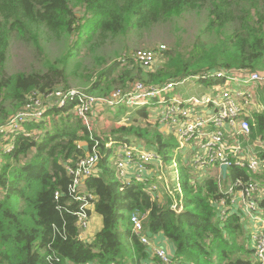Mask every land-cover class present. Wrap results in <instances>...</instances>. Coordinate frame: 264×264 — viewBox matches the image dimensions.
<instances>
[{
    "label": "trees",
    "instance_id": "trees-1",
    "mask_svg": "<svg viewBox=\"0 0 264 264\" xmlns=\"http://www.w3.org/2000/svg\"><path fill=\"white\" fill-rule=\"evenodd\" d=\"M205 8L209 19L203 32L217 37L209 49L196 44L194 51L185 55L162 50L161 56L166 54L167 59L157 70L145 69L130 56L124 60L126 65L134 64L131 70L120 71L117 79L111 81L109 78L119 65L114 63L97 74L88 94L105 90L102 96L109 95L112 82L120 87L114 91L128 92L136 82L160 88L211 71L264 73V4L257 0H0V68L3 71L13 33L23 35L34 27H45L56 38L83 30L89 39L94 35L126 36L132 30L148 29ZM233 24L238 27L226 33ZM48 67L46 75H1L0 125L30 100L59 89H71L66 85L54 88L59 78L66 80L65 69L54 63ZM198 81L221 83L220 79ZM172 92L170 96H176ZM258 97L264 108V87ZM8 105L13 106L14 112L8 111ZM152 106L120 103L104 107L102 111L111 115L112 123H128L101 136L94 127L90 131L73 113V105H53L39 121L26 122L12 139L0 140V264H141L148 254L146 245L132 230L133 215L143 219L145 234H162L174 244L171 264H263L255 257L254 233L246 228L243 213L226 210L222 214L215 204L226 199L230 205L221 184L226 186L237 178L247 180V170L234 166L225 178L199 176L191 160L184 161L176 137L162 133L157 124L152 125ZM138 120L144 123L138 124ZM249 122L251 139L264 145V110L252 112ZM83 142L87 143L86 148L81 145ZM121 143H143L155 150L163 167L177 159L178 180L172 189L163 185V202L146 191L144 184H124L119 179L111 154ZM7 144L12 148H3ZM94 147L101 156L99 169L79 192L93 197L94 211L102 216L103 228L92 242H86L77 227L76 214L81 204L69 191L72 180L67 167ZM257 151L264 156V148L258 147ZM253 177L264 185V172ZM157 179L154 176L149 184ZM261 207L264 208V199Z\"/></svg>",
    "mask_w": 264,
    "mask_h": 264
},
{
    "label": "built area",
    "instance_id": "built-area-1",
    "mask_svg": "<svg viewBox=\"0 0 264 264\" xmlns=\"http://www.w3.org/2000/svg\"><path fill=\"white\" fill-rule=\"evenodd\" d=\"M165 49V46H161L156 49L138 50L133 53L132 58L145 69L153 70L161 51ZM200 78L221 81L229 79L231 86L208 95L187 99L180 95L170 96L179 84L172 82L160 88L148 87L142 82H136L128 92L117 90L106 96L91 95L82 90L59 89L30 100L21 111L14 114L5 124L0 125V140L12 139L14 134L23 129L26 122L39 121L44 117L49 106L53 105L58 107L73 105V113L82 119L90 131L95 123L92 114L101 112L104 107H115L120 103L132 107L158 105L163 110L156 121L161 122V125L171 124L172 134L179 142L181 150L185 147L193 150L192 153L195 154L191 163L197 170L218 166L219 179L223 175L222 165H226L228 170L234 166L247 170L249 174L247 180L237 178L227 187L222 188L223 193L229 196L230 205H227L226 199L215 204L222 214H225L226 210L241 212L245 221L264 227V208L261 207L264 199L263 184L253 177L264 172V156L259 155L257 149L248 145V141L251 140L249 116L256 104L251 89L254 85L264 84V73L251 70H220L205 73L195 79ZM260 105L259 112L264 110L263 105ZM257 146L259 149L264 148L261 143ZM3 148L11 149L12 146L7 144L3 145ZM116 154L115 159L112 160L122 183L135 181L144 184L146 191L152 195L158 192V185L149 184L147 178L148 170L152 165H160V170L163 168L155 151L143 149L140 145H124ZM100 158V153L94 147L84 158L67 167V173L72 180L69 191L81 204L76 214L77 227L81 234L89 227L94 204L93 197L81 195L79 188L88 178L96 175ZM171 167L175 169L178 180L176 158ZM131 170L132 176H129ZM157 178L160 181L164 180L161 171ZM166 187L169 188L167 184ZM58 196L59 191L56 193V199ZM181 211L182 208L179 209V212ZM130 223L141 243L146 247L152 246L150 236L144 233L143 219L139 215H133ZM256 232L252 240L255 257L264 264V229ZM154 254L161 264H171V257L164 248L155 247Z\"/></svg>",
    "mask_w": 264,
    "mask_h": 264
},
{
    "label": "rangeland",
    "instance_id": "rangeland-1",
    "mask_svg": "<svg viewBox=\"0 0 264 264\" xmlns=\"http://www.w3.org/2000/svg\"><path fill=\"white\" fill-rule=\"evenodd\" d=\"M257 1L263 6L264 0ZM208 15V8L190 11L184 13L180 17H174L167 22L157 24L148 29L132 30L126 36L117 35L116 37L108 36L107 38L94 35L92 39H89L88 32L85 30L81 33H73L71 35L63 34L60 38H56V36L46 30L45 27H34L30 32L23 35L13 33L11 35L12 38L3 71H1L0 68V77L1 75L10 76L20 72L26 74L38 72L46 75L49 70L48 64L54 63L59 66V68H64L66 74V80L59 78L54 84V88L64 87V85H66L71 89L90 93L88 92V89L96 81L97 74L100 71H105L114 63L117 62L119 65L115 66V72L109 78L111 81L117 79L120 71L125 72L128 69L131 70L134 64L128 62L126 65L124 59L130 56L132 57L135 51L150 50L165 46L167 49L166 51H169L174 55L177 53L185 55L190 51H194L193 47L196 44L205 45V47L209 49L217 41V37L215 34L203 32L208 23ZM237 27L238 24L229 26L226 29V33H230ZM37 45L40 46V49ZM160 56L161 55H159L154 70L165 65V59H167L166 54ZM195 77L196 76L194 75L186 79H178L177 82H179V84L172 92V95L184 94L186 97L190 95L199 96L203 93H210L231 86L229 79L222 80L218 85H210L208 82H200L196 80ZM240 85L243 86V84ZM263 87L264 84L254 85L251 89L255 95L256 104L250 111V115L252 112L259 111L261 102L258 95ZM116 88L120 87L112 82L109 93L113 92ZM99 94H101V96L104 95L105 90H101V93L99 91L93 92V95L98 96ZM13 110V106L8 105V111L12 112ZM162 110L163 109L158 105L150 107V113L153 115V118L150 121L152 122V125L157 124L162 133L168 135L166 128H169L172 132L171 124L161 125V122L156 121L158 116L162 114ZM14 113L11 115H14ZM102 113H104L103 116ZM100 115V121L96 123V132L101 136L107 134L114 127H120L126 125L125 123H128L126 120H123L122 123H112L111 115L102 110L100 113H97L95 119H98ZM102 117L104 118V121L101 122ZM139 123L144 122L138 120V124ZM248 142V145L258 149L257 144H260L259 141L251 139ZM119 147L121 148L117 150L118 152L122 150L124 144H118V146L114 148V151L111 154V159H115L117 155L116 148ZM140 147L155 151L150 149V147H146L143 143H141ZM182 151L185 156V162H188V159L191 160V158H188L190 155L193 156L195 154L186 149ZM180 161H183L182 157H180ZM214 168L215 167L202 170L198 169L199 176H201V174L212 175ZM161 176H163L164 180L160 181L157 179L158 182L156 184L159 187L157 193L163 198V185L166 187L167 184L169 188L171 187L172 189L177 183L175 169L172 168L171 165L164 167L161 171ZM221 185L222 188L225 186L224 184ZM262 191L264 193V185ZM167 243L168 245H171L170 242L167 241ZM172 264L174 263L172 262Z\"/></svg>",
    "mask_w": 264,
    "mask_h": 264
},
{
    "label": "crops",
    "instance_id": "crops-1",
    "mask_svg": "<svg viewBox=\"0 0 264 264\" xmlns=\"http://www.w3.org/2000/svg\"><path fill=\"white\" fill-rule=\"evenodd\" d=\"M213 92V91H212ZM212 92H210V93H203V94H201V95H199V96H197V95H190V96H188V97H186L184 94L183 95H180V96H182V97H184V98H190V97H201V96H203V95H208V94H211ZM104 114H102V116H103ZM95 117L97 116V114H95L94 115ZM100 117H101V115H100ZM95 120V123H94V129H95V131L97 130V127H96V123L98 122V121H100V119L98 118V119H94ZM102 121H104V118L102 117V119H101V122ZM167 129V132H168V134H172V132L170 131V129L169 128H166ZM166 129H164V130H166ZM122 144V143H121ZM81 145L83 146V147H87V143H85V142H83V143H81ZM110 146H112L111 144H110ZM121 147H119V148H116V150H118V149H120ZM141 148H145V147H141ZM146 149V148H145ZM186 150H190V152L191 151H193V150H191V149H189V148H185ZM185 149H183V150H185ZM193 157H194V155L192 156V158H191V162H192V160H193ZM160 165H158V164H154V165H152L150 168H149V170H148V173H147V178H148V180H149V182H150V180L154 177V176H156V177H158V175H159V173H160V171H162V169H164V167L160 170ZM128 175L129 176H132V170L128 173ZM204 175H206V174H204ZM219 175H220V169L218 168V167H215L214 169H213V172H212V175H208V176H212V177H214V178H219ZM151 183H153V184H156L157 182H151ZM229 184L227 183V185L226 186H224V187H227ZM159 191V190H158ZM163 192H164V190H162ZM164 194V197H165V192L163 193ZM155 197L157 198V200L159 201V202H163L162 200H165V198L163 197V198H161V195L159 194V193H156L155 194ZM244 219V222H245V225H246V228L249 230V231H251L252 233H257L256 231H262L263 229H264V227H262L261 225L258 227V225L257 224H252V223H249L248 221H245V218H243ZM103 228V218H102V216H100V215H98L95 211L94 212H92L91 213V220H90V224H89V227H88V229L83 233V234H81V238L84 240V241H86V242H92L93 240H94V238H95V235L99 232V231H101V229ZM146 235H148V236H150L149 238H150V240H151V243H152V246H149V247H146V251H147V254H148V258H147V260H143L141 263H147V264H161V262H160V260L155 256V254H154V248L155 247H160V248H164L166 251H167V253L169 254V256L171 257V260H172V258L174 257V255H175V246H174V244L172 243V242H170L164 235H162V234H158V235H156V236H151V235H149V234H146ZM167 241L168 242H170V244L171 245H168V243H167ZM252 245L254 246V244L252 243Z\"/></svg>",
    "mask_w": 264,
    "mask_h": 264
},
{
    "label": "water",
    "instance_id": "water-1",
    "mask_svg": "<svg viewBox=\"0 0 264 264\" xmlns=\"http://www.w3.org/2000/svg\"><path fill=\"white\" fill-rule=\"evenodd\" d=\"M221 170H222V172H223V176H224V178H225L226 175H227V172H228V168H227V166H226V165H222V166H221Z\"/></svg>",
    "mask_w": 264,
    "mask_h": 264
}]
</instances>
